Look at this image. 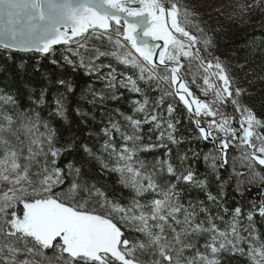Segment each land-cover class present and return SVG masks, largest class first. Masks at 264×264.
Listing matches in <instances>:
<instances>
[{"label": "snow or ice", "instance_id": "6c2138e0", "mask_svg": "<svg viewBox=\"0 0 264 264\" xmlns=\"http://www.w3.org/2000/svg\"><path fill=\"white\" fill-rule=\"evenodd\" d=\"M190 15L176 0H0V49L54 55L61 46L71 54H62L66 65L73 71L83 69L104 84L99 99L91 83L80 90L81 99L96 108L105 100H119L120 89H126L142 97L133 101V113H143V119L119 110L117 119L107 114V124L89 133L102 134L103 142L94 151L86 143L77 145L75 139L61 142L58 129L38 111L48 103L45 91L28 107L12 95L0 94V182L8 185L0 193V264H52L48 250L56 264H222L224 253L244 256L248 264H264V238L254 219L258 215L264 220V135L253 138L254 128L264 122L240 103L241 90L231 88L219 59L201 54L211 42L202 39L203 29ZM105 37L116 51L89 47L90 40ZM109 55L137 68L138 78L118 80L115 68L103 63ZM194 61L203 71L204 84L215 88L211 103L195 98L185 80L182 69L191 71ZM210 76L222 83L210 84ZM57 83L64 91L52 97L49 116L67 120L69 97L77 89L63 78ZM161 84L167 86L161 101L164 95L178 98L195 117L211 118L206 127L200 119L194 123L196 139L213 145L203 159L217 180L219 169L229 164V149L242 148L241 155L232 158L230 180L242 198L253 186L261 195L246 213L242 206H226L228 181H221L216 195L208 191L207 178L199 179L185 165L187 153L179 157V166L168 159L148 164L140 158L151 149L167 148L165 135L173 144L181 142L174 136L179 123L172 117L175 109L169 105L167 120L150 109L148 90ZM208 88L202 91L207 94ZM229 101L240 114L239 128L224 111ZM75 110L82 117L88 115L79 107ZM145 124L152 125L149 132L159 131L160 143L145 142ZM74 149L83 151L80 167L71 162L61 167V158ZM200 156L192 151V157ZM92 161L119 176V183L131 193L127 203L110 199L84 179ZM181 183L204 192L222 211L213 216L203 200L185 202ZM146 194L151 198L141 199ZM122 226L138 235L130 239Z\"/></svg>", "mask_w": 264, "mask_h": 264}, {"label": "trees", "instance_id": "16d2710c", "mask_svg": "<svg viewBox=\"0 0 264 264\" xmlns=\"http://www.w3.org/2000/svg\"><path fill=\"white\" fill-rule=\"evenodd\" d=\"M251 1L253 2L254 0ZM230 31L231 29L228 30L227 34H215L213 37L215 45L218 48H229L233 50L236 57L235 59L247 61L250 64L256 62V60H250V58L255 55H252L253 51L248 49L247 45L253 38L264 40V29L249 32L235 38H233L234 36ZM111 35L113 40H115V32H111ZM104 40H107V37H105ZM56 48L57 50L54 55L48 54L46 56L18 54L0 49V94L12 95L22 106L28 107L40 95L41 91H45L48 103L39 106L38 111H40L43 119L49 120L53 127L58 129L61 142H69L75 139L77 145L86 143L96 151L100 148V144L103 141L102 134L98 137L95 135L89 136V133L99 132L104 124H107V114H111L114 119L119 118L117 110L125 114H130V100L133 94L126 89H120L123 95L120 96L119 100H105L103 104H98L96 108H93L92 104L80 98L79 92L86 85L91 83L92 86L97 89L99 99L101 92L105 90L104 84L87 76L83 69L73 71L70 66L65 64L62 58V54H67L69 56L71 54L65 53L64 48L61 46H57ZM101 50L103 51L102 48ZM106 58L107 57H103L102 60L104 61ZM53 60L58 61V63H52ZM110 64L112 68H115L116 73H121L123 70L125 71V65L121 62H113L110 60ZM126 72H128V69H126ZM133 73H131V76ZM62 78L71 81L77 89V94L69 97L67 106L68 111L66 112L67 120L61 119L60 117L49 116V112L52 110V105L50 103L52 97L56 95L58 90L64 91L63 86L57 83V81ZM142 86L145 87V84H142ZM153 88L148 90V96L151 101L150 109L156 108L159 115L167 120L169 119L165 110L167 98L163 96V100L160 101L163 91L161 88H156L155 86H153ZM168 99L174 103L175 110L172 113V117L179 120V123L176 125L177 131L175 132V137L181 142L179 144H173L165 140L167 148H155L143 152V160L151 164L157 159H168L175 166H179V157L187 153L190 159L185 162V165L190 166L197 173L199 179L207 178L209 183L208 191L216 195L220 191L221 181H228L224 188L226 193L224 197L226 206L230 209L235 206H242L246 213L250 208V202L255 201L258 203L261 199L260 188L258 186H253L242 198L235 191V184L230 180V175L232 174V167L230 165L219 169L221 180H217L212 170L203 159V154L208 153L209 150L213 148V145L203 140L196 139L198 130L195 128L188 113L176 102L174 97L168 96ZM77 107L83 112L88 113V115L86 117L78 115L75 110ZM253 108L259 120L264 122V91L259 93V97L256 99ZM173 122L175 123V120ZM143 129L146 133V129L148 128L144 126ZM150 137V141L153 144H158L156 141V132ZM168 149L171 151L166 155ZM190 149L201 153L200 158L196 159L192 157V151H190ZM230 151L231 149H229V153ZM83 155L82 150L77 151L74 149L70 154L61 158V167H65L70 162L76 167H80L78 161H80ZM65 170L67 171V169ZM87 170L89 175L84 177V179H87L90 183H95L110 199L120 200L122 203L128 202L131 193L129 189L124 188L119 183V176L116 173H109L107 170L102 169L100 164L96 161H92L87 167ZM82 171H84V169H82ZM71 179L72 177H68V181H71ZM179 186L184 189L183 197L185 202L188 200H203L208 205L213 216H215L217 212L222 211L217 205L207 200V196L204 192L184 183H181ZM19 207L22 208V205ZM227 218L228 217H225V219ZM254 219L256 221V227L262 233L261 238H264V220H261L258 215L255 216ZM217 223H219V221H217ZM122 230L125 231L126 235H129L130 239L138 235L135 232L129 233V231L123 227ZM46 255L55 259L54 253L51 250H48ZM222 264H248V260L246 257L240 256L239 254L230 256L224 253Z\"/></svg>", "mask_w": 264, "mask_h": 264}, {"label": "rangeland", "instance_id": "374dc122", "mask_svg": "<svg viewBox=\"0 0 264 264\" xmlns=\"http://www.w3.org/2000/svg\"><path fill=\"white\" fill-rule=\"evenodd\" d=\"M176 2L181 7V9H186L191 14L190 19L193 20L196 25H198V28L203 29L202 39H207L211 42L206 51L202 48L201 45H198V47L202 48L201 54L208 60H214V58L219 59L221 64L225 67L227 74L229 75V78L232 82L231 88L233 90H241V95L239 97L240 103L252 110V112L256 115L253 106H255V101L259 97V93L261 91H264V40L253 38L247 45V48L253 51L252 55H255L254 57L250 58V60H256V62L250 64L247 61H240L238 59H235L236 57L233 50L229 48H218L214 43L213 37L215 36V34L219 33L227 34L228 30L230 29V32L234 36L233 38L256 30H263L264 0H254L253 2L251 0H176ZM191 31L193 32V34H196L198 36L201 35V33L196 29H192ZM115 38L117 39L116 36ZM93 45L101 46L103 51H116V49H114L109 44L108 40H90L89 46L91 47ZM110 60H112L113 62H120L116 57L109 55L103 61V63L108 65L110 64ZM181 61L185 65H187L188 63L186 60H184L183 57L181 58ZM197 63L198 61L193 62L191 71H189L188 68L185 67L183 68L182 72L185 73V80L187 81L190 91L193 93V96L203 102L211 103L215 99V88H208V85L204 84L203 71L202 69L199 71L196 69L195 65ZM126 69H128V72H126ZM213 71H215V69H213ZM131 73H133L132 76ZM116 74L118 80L129 76H131L133 79H137L139 76V70L132 67L131 65H125V71L123 70L121 73ZM194 77L196 83L192 82ZM139 83L141 86L142 84H145L144 81H139ZM209 83L221 84L222 82L218 81L216 77L210 76ZM166 87L167 86L164 84L160 85L162 91H164ZM203 88H208L207 94L202 91ZM132 94L133 97L130 100L131 113L128 115H135V118L143 119V113H133V101L142 99V97L136 93ZM164 96L165 98H167L165 110L167 112V116H169L168 107L169 105H171L174 108V103L168 99L167 95ZM175 100L178 104H180V102L176 98ZM224 111L226 112V114L235 118L233 124L235 127L239 128L238 121L240 119V114L235 111L230 101L224 105ZM152 114L159 115L156 108L154 109V111H152ZM216 118L219 119V117ZM197 119H200L201 123L206 125V120L211 118L197 117ZM144 126L148 129L152 127V125L150 124H145L143 125V127ZM164 127H166V125ZM148 129H146L145 133V142L153 144L150 139H148V137L154 134V132L157 133L158 137L160 133L155 129L149 132ZM255 134L264 135V125L254 128V139ZM165 140H167L166 135ZM156 141L160 143L158 139H156ZM230 149L231 151L228 156V165L231 166L232 158H238L241 155L242 149L240 147H231ZM140 158L143 159L142 153L140 154ZM237 170L244 171V169L239 167L237 168ZM7 187L8 185L6 183L0 182V193L6 191ZM150 198L151 197L146 194L145 197L141 199ZM52 264H56L55 259H53Z\"/></svg>", "mask_w": 264, "mask_h": 264}, {"label": "water", "instance_id": "95a60500", "mask_svg": "<svg viewBox=\"0 0 264 264\" xmlns=\"http://www.w3.org/2000/svg\"><path fill=\"white\" fill-rule=\"evenodd\" d=\"M57 47V46H56ZM1 50H4V49H1ZM5 51H7V52H13V53H18V54H36V55H39V56H46V55H43V54H40V53H36V52H24V51H9V50H5ZM177 100H178V98H176ZM180 104H181V106L184 108V110L189 114V116H190V119L192 120V122H193V124H194V126H195V123H194V120H196L197 119V117H195L192 113H190L188 110H187V108L180 102ZM202 124V123H201ZM202 126H205L206 127V125H204V124H202ZM195 128H196V126H195ZM208 143V142H207ZM209 144H211V143H209Z\"/></svg>", "mask_w": 264, "mask_h": 264}]
</instances>
